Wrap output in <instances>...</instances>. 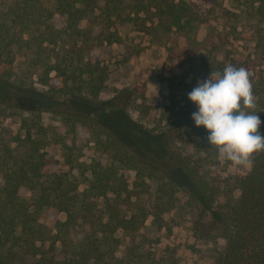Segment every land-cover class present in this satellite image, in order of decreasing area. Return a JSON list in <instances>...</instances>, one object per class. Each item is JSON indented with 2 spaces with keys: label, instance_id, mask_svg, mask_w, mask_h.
Returning a JSON list of instances; mask_svg holds the SVG:
<instances>
[{
  "label": "trees",
  "instance_id": "trees-1",
  "mask_svg": "<svg viewBox=\"0 0 264 264\" xmlns=\"http://www.w3.org/2000/svg\"><path fill=\"white\" fill-rule=\"evenodd\" d=\"M240 1L246 15L261 23L253 40L254 48L262 49L264 0ZM54 15L60 19L58 25ZM205 20L199 6L187 0H53L51 9L42 0H0V101L28 113L20 119L23 130L13 137V145L0 144V264H177L172 256L138 253L133 242L122 256L114 254L120 243L117 231L133 236L148 216L157 228L165 226L163 213L174 206L177 187H182L171 167L148 160L138 144L110 125L115 102L128 98L130 89H120L107 100L106 111L96 107L99 101L94 108L72 106L69 101L81 95L96 99L104 89L108 67L92 58L97 48L121 43L127 51L124 61L139 53L138 47L123 42L118 26L143 33L176 32L192 50L204 45L191 33ZM16 53L23 58L18 71L13 70ZM229 64L242 67L239 58L227 54L201 58L199 67L209 75ZM246 70L264 135V78ZM34 82L42 86L38 99L22 91H36ZM11 88L18 92L9 93ZM138 97L143 99L142 94ZM135 101L131 107L146 113L142 100ZM44 110L58 114L65 128L77 123L86 127L97 147L111 156L105 166L72 165L66 160L82 173V188L80 180L66 171L50 170L55 160L45 150L48 144L41 134H47L46 128L39 122ZM195 111L188 95L172 97L155 127L147 130L184 177L182 189L190 204L200 216H208L215 235L223 238L214 264H264V151L253 154L246 173L231 179V186L224 189L228 194L224 208L218 207L215 200L222 191L206 164L216 163L217 151L207 143L204 127L195 126L191 118ZM119 167L133 171L132 188ZM232 188L238 190L236 197L230 195ZM133 192L150 198L136 213L123 217L119 205ZM46 207L64 212L65 218L47 226L39 220ZM80 225V234L73 231ZM57 243L61 256L54 250Z\"/></svg>",
  "mask_w": 264,
  "mask_h": 264
},
{
  "label": "rangeland",
  "instance_id": "rangeland-1",
  "mask_svg": "<svg viewBox=\"0 0 264 264\" xmlns=\"http://www.w3.org/2000/svg\"><path fill=\"white\" fill-rule=\"evenodd\" d=\"M187 1L196 8L199 6L206 16L205 22L199 24L191 33L192 38L204 42L203 46L196 45L191 50L186 40L176 32L143 33L130 27L118 26L123 42L138 47L139 53L131 55L124 61L127 51L121 43L105 44L97 48L91 53L92 58L99 59L108 67L104 89L96 99L81 95L69 101L70 105L83 108H94V103L99 101L96 107L98 109L103 107L106 111L107 100H111L118 94V90L129 88L131 92L129 97L115 102L116 111L108 117L110 125L114 130L123 132L138 144L140 150L148 155V160H159L164 162L165 166L171 167L177 182L180 187L182 186L177 187L174 206L163 213L165 226L157 228L148 216L133 236L121 230L116 232L120 243L114 254L118 257L122 256L125 249L133 242V245H138L136 252L148 250L156 256H172L177 264H214L215 252L224 243L223 238L215 235L214 229L209 225L208 216H200L198 210L190 204L188 194L182 189L185 186L184 177L164 155L155 134L147 129L155 127L156 118L163 107L170 103L172 97L188 95L197 85L198 80L203 81L208 78L209 75L199 67L201 58L208 56L221 58L227 54L230 57L239 58L242 67L254 70L264 78V43L262 49H255L253 40L261 23L257 24L255 18L246 15L240 0ZM42 2L47 8L53 7V0H42ZM54 23L57 25L60 23L57 15H54ZM22 60L23 58L16 53L15 63H13L14 71H18ZM33 86L37 89L36 91L28 89L22 91L31 93L38 99L41 97L39 91L42 86L37 82H34ZM11 92H18V90L11 88L9 93ZM141 94L143 99L138 97ZM133 99L137 103L142 100L144 106L148 107L147 112L141 115L133 109L131 107ZM27 114L24 110L0 101V144L13 145V137L23 130L20 119ZM39 122L46 128L47 134H41L48 144L45 150L55 160L50 170L66 171L69 176L78 178L79 188L84 186L83 175L75 167L71 168L67 164L68 158L72 165L78 162H96L105 166L111 162L110 154L97 147L89 130L79 123L72 128H65L58 114L45 110L40 112ZM204 134L208 135L206 130ZM215 162L206 164L209 173L214 176V183H218L222 191L216 197L215 204L223 207L228 195L224 189L231 186V179L234 176L246 173L250 167L224 161L219 158L218 152H216ZM118 171L126 175L129 187L132 188L133 171L124 167H119ZM86 174H88L87 171L84 175ZM24 191L21 188V192ZM230 195L236 197L238 190L232 188ZM149 198L148 194L136 195L133 192L128 201H123L119 205L120 215L129 217L132 213H136ZM64 218V212L52 207L44 208L39 214V220L49 227L53 226L56 219ZM81 230L83 225L73 229L79 234ZM75 235L79 236L78 233ZM54 250L58 256H61L59 243L55 244Z\"/></svg>",
  "mask_w": 264,
  "mask_h": 264
},
{
  "label": "clouds",
  "instance_id": "clouds-1",
  "mask_svg": "<svg viewBox=\"0 0 264 264\" xmlns=\"http://www.w3.org/2000/svg\"><path fill=\"white\" fill-rule=\"evenodd\" d=\"M188 99L197 107L191 114L195 126L204 127L207 143L220 159L250 167L253 154L264 151L257 98L244 67L229 64L222 72L211 71L207 79L197 81Z\"/></svg>",
  "mask_w": 264,
  "mask_h": 264
}]
</instances>
